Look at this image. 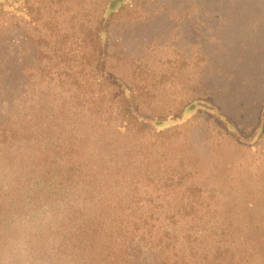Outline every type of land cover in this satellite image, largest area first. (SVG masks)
Instances as JSON below:
<instances>
[{
    "label": "trees",
    "instance_id": "1",
    "mask_svg": "<svg viewBox=\"0 0 264 264\" xmlns=\"http://www.w3.org/2000/svg\"><path fill=\"white\" fill-rule=\"evenodd\" d=\"M173 1L0 0V53L34 58L131 147L110 163L66 132L0 119V264H264V133L246 148L203 114L161 126L209 101L250 132L264 97L235 70L231 87L209 85L205 54L181 42L190 14ZM165 20L178 34L166 37ZM103 171L123 196L92 195Z\"/></svg>",
    "mask_w": 264,
    "mask_h": 264
},
{
    "label": "rangeland",
    "instance_id": "2",
    "mask_svg": "<svg viewBox=\"0 0 264 264\" xmlns=\"http://www.w3.org/2000/svg\"><path fill=\"white\" fill-rule=\"evenodd\" d=\"M178 2L174 0L172 5L181 6L190 14V21H187V24L181 26L180 23L182 31L189 32L190 40L184 34L181 36V42L185 43L189 53L201 50L205 54L206 61L202 71L210 73L209 85H214L216 89L220 88V91L222 86L231 87L234 81L227 78L225 73L235 70L238 72L237 77L241 78L247 87L250 86L249 90L252 86L257 87L261 90L260 96L263 98L264 0H178ZM156 27L154 25L153 29L157 30ZM161 28H164L166 37L178 34L167 21ZM104 43L105 25L101 40L102 53ZM33 60L35 59L16 54L14 51L10 54L0 53V119L18 126H29L37 131L58 129L66 132L73 140H78L88 152L100 154L110 163L120 161L124 157V152L131 148L130 141L124 137L115 138L103 127L97 116L77 106L72 97L59 85L35 73ZM248 69H253L255 79L248 78L251 75ZM114 73L124 76L125 70L119 69ZM220 95L224 97L222 92ZM250 100L249 96L243 97L246 110L252 106ZM256 100L258 101L257 97ZM195 104L196 107L192 110L184 109L172 119L162 120L161 126L180 124L203 114L214 119L239 145L246 148L257 145L264 133V105L255 127L250 132L242 133L209 101H198ZM145 125L148 126V122ZM28 150L29 147L22 146L18 151ZM119 180L120 176L112 172H101L96 178V183L101 189L96 187L92 195L104 200L109 198L113 200L112 197L115 195L123 196L122 192H126L125 187L118 194L113 190ZM212 182L221 184L218 178L212 179ZM153 217L154 220H151V225L147 229L155 233L158 227L163 226V220L157 212H154Z\"/></svg>",
    "mask_w": 264,
    "mask_h": 264
}]
</instances>
